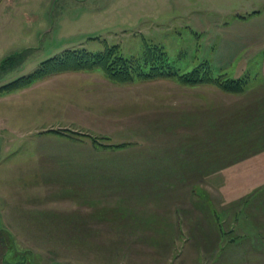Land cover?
<instances>
[{
	"label": "rangeland",
	"instance_id": "374dc122",
	"mask_svg": "<svg viewBox=\"0 0 264 264\" xmlns=\"http://www.w3.org/2000/svg\"><path fill=\"white\" fill-rule=\"evenodd\" d=\"M46 11V32L23 36L17 26L0 87L64 50L107 43L139 55L148 40L181 72L208 60L215 73L249 75L250 88L53 74L102 75L123 88L84 94L72 105L77 119L68 111L32 137L0 131L3 260L264 264V0H57ZM21 155L35 156L33 170Z\"/></svg>",
	"mask_w": 264,
	"mask_h": 264
},
{
	"label": "crops",
	"instance_id": "0c3cea01",
	"mask_svg": "<svg viewBox=\"0 0 264 264\" xmlns=\"http://www.w3.org/2000/svg\"><path fill=\"white\" fill-rule=\"evenodd\" d=\"M57 0H0V61H3L6 56L4 53L15 51L14 37L17 26L20 31H24L23 36H33L35 33L42 34L47 31L48 23L43 20V16L46 15V6L52 5ZM44 5L45 9L41 6ZM36 7L32 10V7ZM255 7V6H252ZM38 9V10H37ZM44 9V11H42ZM255 11V10H253ZM258 11V10H257ZM34 25V27L32 26ZM12 47V48H11ZM13 53V52H12ZM73 72L65 75H53L52 77L39 81L28 88L11 93H0V131L15 132L21 130L29 134V132L43 128L47 124H53V122H67L64 114L70 113L71 117L75 119L73 115L76 107L72 105L77 104L80 101H84L81 98L84 94H105V92H111L114 88H123L120 85L114 84L108 81L102 75H95ZM107 85V86H106ZM78 101L75 99H77ZM74 101V102H72ZM100 101L94 102L98 103ZM28 104V105H27ZM19 115L16 116L13 121V113ZM72 117V118H73ZM70 119V118H69ZM71 120V119H70ZM26 135L27 134H23ZM35 143L40 145V149L44 146L45 142L33 137ZM51 139H48L46 143L48 147L53 144ZM51 142V143H50ZM47 147V148H48ZM33 157L19 156L24 159L23 163L26 165V169L33 170ZM32 161L30 164H26ZM10 256V254H9ZM3 254L0 255V264H16L15 261L8 263L3 260ZM27 260L26 257L22 258V261ZM2 262V263H1ZM27 264V261L19 263Z\"/></svg>",
	"mask_w": 264,
	"mask_h": 264
},
{
	"label": "trees",
	"instance_id": "16d2710c",
	"mask_svg": "<svg viewBox=\"0 0 264 264\" xmlns=\"http://www.w3.org/2000/svg\"><path fill=\"white\" fill-rule=\"evenodd\" d=\"M145 42V48L139 55H125L120 49V45L107 43L104 49L96 51L84 47L64 50L60 54L42 61L32 72L4 84L0 87V92L24 88L48 75L95 69H100L107 78L119 84L133 83L136 80L174 78L187 86L213 84L222 91L231 94H244L250 88L249 75L233 78L225 72L215 73L208 60L201 61L191 69L185 68L186 71L181 72V68L175 66L176 59L171 58L164 47L150 44L148 40ZM3 233L4 231L0 230V237L5 236ZM4 242L5 245L8 244L7 239Z\"/></svg>",
	"mask_w": 264,
	"mask_h": 264
}]
</instances>
